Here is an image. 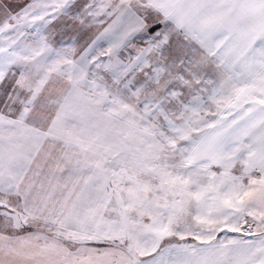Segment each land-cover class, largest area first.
Masks as SVG:
<instances>
[{
  "label": "snow or ice",
  "instance_id": "obj_1",
  "mask_svg": "<svg viewBox=\"0 0 264 264\" xmlns=\"http://www.w3.org/2000/svg\"><path fill=\"white\" fill-rule=\"evenodd\" d=\"M0 264H264V0H0Z\"/></svg>",
  "mask_w": 264,
  "mask_h": 264
}]
</instances>
